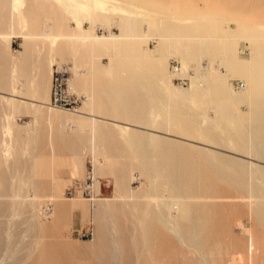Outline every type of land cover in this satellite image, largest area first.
Segmentation results:
<instances>
[{
    "label": "rangeland",
    "instance_id": "374dc122",
    "mask_svg": "<svg viewBox=\"0 0 264 264\" xmlns=\"http://www.w3.org/2000/svg\"><path fill=\"white\" fill-rule=\"evenodd\" d=\"M9 1L0 0V31L7 30L3 3ZM33 1L23 0L32 7L18 11L20 32L36 25L52 36L61 19L78 42L95 39L99 43L101 37L121 36L130 20L136 22L137 35L146 34L144 44L136 50L124 41L112 59L98 58L106 76L96 78L94 94V116L106 149V174L99 180L107 181L108 187L100 184L91 197L112 199L115 182L125 177L135 198L114 203V218L111 214L105 217L100 245L93 248L94 226L76 215L68 230L56 233L50 221L38 218L35 206L11 209L4 204L0 206V264H264V0H127L138 7L130 11L132 15L125 0H45L46 7L39 10ZM175 21L208 30L223 42L234 41L230 62L248 63L255 57L251 81L244 74L230 75L228 92L218 95L214 79L228 74L230 68L225 70L214 54L201 52L199 61L197 55L171 51L164 61H157L166 55V46L156 35L164 23ZM52 41L53 50L47 44L28 56L30 63H42V54H48L41 68L29 70V74H37L35 81L42 88L45 65L49 72L53 65L69 67L70 74L73 69L71 62L61 64L54 59V49L63 41ZM17 45L18 41L14 48ZM171 59L180 65L181 75L191 76L187 87L171 84ZM8 69L6 83L0 80V91L6 92L0 94V137L3 127H11L13 154L23 137L18 128L29 129L34 141L28 152L17 153L15 162L1 166L0 175L6 181L0 189L9 194L10 178L30 179L32 188L44 196L48 189L47 127L44 120L34 119L22 107L9 121L7 95L15 94L8 91L10 80H14V89L25 90L27 79L21 74L28 70L19 65L12 68L11 61ZM77 75L88 73L79 68ZM68 76L67 70L66 79ZM247 90L249 99L236 100L234 106L224 109L226 99ZM73 91L80 100L75 108L67 109H78L82 96L91 97V86L88 91ZM48 103L42 105L44 111ZM256 146L261 148L259 155ZM83 159L86 173L91 162L87 155ZM131 175L135 177L129 180ZM78 184L69 181L64 197L84 198ZM79 231L87 234L80 237Z\"/></svg>",
    "mask_w": 264,
    "mask_h": 264
},
{
    "label": "bare ground",
    "instance_id": "6f19581e",
    "mask_svg": "<svg viewBox=\"0 0 264 264\" xmlns=\"http://www.w3.org/2000/svg\"><path fill=\"white\" fill-rule=\"evenodd\" d=\"M124 2L127 5L126 6L127 9L129 10L128 14L132 15L133 13H130V11L133 12L135 9L138 8L136 2L127 1V0H125ZM32 4L38 10L46 7L45 0H34ZM6 6L8 11V19L12 23L17 24V26H20L18 25V16H19L18 11L29 10V8L32 7L31 4L30 5L25 4L23 0H16V1L12 0L11 2L9 1L7 2ZM119 13L124 14L123 12H119ZM127 16L129 17V15ZM145 16H147V14ZM56 22L60 25L61 28V30L59 31V39L50 38L46 30L37 31V32L28 30L27 33L28 35L30 36L32 35L35 37L36 43L41 42V47H44L43 44L46 43L50 44V46L53 47L54 41L52 40L63 41L60 42L64 46L60 51V55H59L61 57L60 59L63 60L62 58L64 57V53H65L68 56L72 57L74 61L73 69L71 71L73 73V77L70 81V85H69V80L71 74L69 71V67L67 68L65 67L68 70V75H69L66 79V89L71 92H74L73 89L80 92L86 90L88 91L89 86H91V97L88 98L86 96H82L81 103L78 109L56 108L50 105L49 103L48 106L50 108L47 106L46 111L43 110L42 105H38V106L29 105L27 108L25 107L24 110L30 115H32L34 119L38 118L44 120L45 125L47 127L46 128L47 129L46 136L48 141L47 150L49 152L47 194L42 196L40 192H38V190L33 189L32 186L30 185V179L10 178L11 190L9 194L3 191V189H0V206L4 204H8L11 209H14L16 207L26 208L27 206H32V207L35 206L36 215L38 216V218L44 221H50V225L56 233H60L63 229L68 230L71 227L70 217L75 211L79 209L83 214V221L93 222L97 232L100 233L102 230L101 224L104 221L105 217L112 213V209L116 210L115 208H113L114 203L121 202V200L124 202H131L134 200L135 196L131 191L127 189L126 178L122 177L115 182V192L112 199L102 200L98 198L95 199L92 198L91 201L83 197H81L82 199L81 198H72L71 200L70 199L67 200V198L65 199V197L63 196V192L59 191L61 186V180L59 175L60 171L65 168L68 169L70 173V177L77 180H79L83 176V174L85 176V173L81 169L80 163L77 159L74 162L72 159L68 157L59 156V154L57 153L59 152V148L58 145L55 144L54 140L56 137L58 138V140H66L65 145L71 149V153L74 155L78 156L80 154H83V155L92 156L93 158L95 156L99 157V160L96 162L94 168L92 161H90L91 162L90 171L92 174L91 189L93 192L95 188L98 191V184L100 182L99 179L106 174V171H104V168L102 166V163L104 162L106 163V156H105L106 151L104 150L105 145L103 143L102 135L100 133L101 128L94 125L96 120L94 116V110L97 104L96 96L94 95L96 90L95 86L97 83L96 78H99V76L101 77L106 76L105 71L98 63V58L105 55L108 56L110 59H112V57H114V55L118 52L120 46L123 44L124 41L127 42V46L131 47L133 50H136L138 45L144 44L143 41L147 39V36L146 34L142 36L137 35L135 33L136 22L135 21L132 22L129 20L125 22L124 33L121 36H113L111 38L101 37L98 39V41H100L99 43H94L93 40L95 39H90L91 42H86V41L78 42L79 39L78 40L75 39L76 37L75 32L66 30L64 22L61 19L57 20ZM186 24L187 23H181V21L180 23L179 22L177 23L175 21V24L174 23L171 24L168 22L164 23L163 29L159 34L156 35V37L164 46H166V55L164 56L161 55L160 59H158L157 61H164V59L168 57L171 51H177L180 54L190 53L193 55H197V59L199 61H202V56L199 55L201 52H205L207 54H211V53L214 54L216 58L215 60H218L220 65L224 67L225 70H228L230 68V72L228 74H222L214 79L216 83H218V86L216 87V91L218 95H222L226 91L228 92V88L226 87V80L229 79L230 75L236 76L239 74L240 75L244 74L247 81L248 82L251 81L252 67L254 63L253 61L255 60V57H251V61L248 63H241L237 59L230 62L229 57L235 54L234 41L226 40L227 42H223V39L220 38L221 36L217 37L213 33H208L209 32L208 30L202 32L198 28H194ZM219 32L224 33L222 29H220ZM144 37H146V39ZM80 65L87 69L88 77L85 78V77L77 76L76 71L78 67H80ZM168 73L170 75L171 84H173L171 80L172 74L169 72V70ZM178 74L181 75L180 65L178 67ZM209 74L210 73L207 72V75L205 77L206 80L209 79ZM121 75L124 76L125 74L121 72ZM185 77L187 78L189 84V80L191 79V76L188 77L185 76ZM35 79L36 77H32L29 80L34 89L32 94L26 96L33 99L42 100L44 99V88H42V86H40L39 83L35 81ZM13 82L14 80L12 78V83ZM244 87L245 85L243 86V89ZM15 93L16 95L11 96L7 101L10 106V114L8 115L9 120L13 119V113L15 112V110H18L20 106L19 104L15 103V98L23 95L19 91H15ZM249 98H250L249 90H247L246 92H244L243 94L237 97H230L226 99L224 103V109H228L229 107L234 106L236 100H246ZM87 101L89 102L84 103ZM82 105L84 107L80 111ZM51 108L73 114L52 112ZM22 131H23V137H21V139L18 141L20 142L19 149L17 152H15V154H13L9 147V141H11V136H10L11 128L9 127L3 128L2 135L0 137V174H1V166L3 164L7 165L9 162H13V161L15 162V156L17 155V153H26L29 151L32 142L34 141L33 135L31 134L30 130L27 128H23ZM260 150H261L260 147L259 148H257V146L254 147V151L258 155L260 154ZM134 177L135 176L131 175L129 176L128 179L130 180L133 179ZM5 181L6 180L3 179L0 175V185L2 183H5ZM80 181H75V184H78ZM44 202H46L47 205H45ZM93 204L95 207H94V216L92 218V216H90V210ZM48 206H51L52 208H49ZM115 224L117 223L115 222ZM47 231L49 232V230ZM99 241H100V236L94 241L90 242V248L91 247L93 248V246L95 247L99 246L100 245ZM119 243L121 242L119 241ZM119 243L117 244V246L120 247ZM250 247H251V243H250Z\"/></svg>",
    "mask_w": 264,
    "mask_h": 264
},
{
    "label": "crops",
    "instance_id": "0c3cea01",
    "mask_svg": "<svg viewBox=\"0 0 264 264\" xmlns=\"http://www.w3.org/2000/svg\"><path fill=\"white\" fill-rule=\"evenodd\" d=\"M6 5H7V2H4L3 3V9L7 13V15H6V17L4 16L3 24L6 26L7 30L6 31H0V40H4V41H0V80H4L5 83H6V81L8 79V76H9L8 75V71H9L8 66L10 64V61H11L12 68H14L16 65H19V67H21V69H24V70L27 69L28 70L25 73L21 74L22 77L24 76L27 79V84L28 85H27L26 89L23 90L21 87H19L18 89H14V86H13L14 82L12 83V78H11L10 84H9V90H8L9 93H12V91L14 90V92L15 91H19V92H21L23 94L22 96H18V97L15 98V103L20 105L19 109H21V107L23 109H25V107L27 108L29 105H33V103H31V102H35V101H31L30 97L26 96V95L32 94L33 93V89H34L32 84H31V82L29 80L32 77H37L36 73H33L32 75L29 74V70L31 69L32 71H35L38 68H41L42 67L41 64H43V61H47L48 60V54L47 53L42 54V58L44 59L42 61V63L39 60H37L38 62L34 61L35 63H30V61L28 59V56L33 54L32 51H34L36 53V52L40 51L41 48H43V47H41V42H37L36 43L34 36L28 35L27 32L24 33V32H20L19 31V29H18L19 26H17V24H15V23H12L8 19V11H7V6ZM54 28H55V32L52 33V36H49L50 38L59 37V31L61 30V28H60V25L57 22L55 23V27ZM65 29H66V27H65ZM28 30L36 31V32L37 31H41V29L38 26H36V25L32 26ZM66 30H68V29H66ZM20 39L23 40V46L20 45ZM9 40H10V42H9ZM17 41H18V45L16 46V48H14V44ZM8 43H9V45H7ZM47 44L48 43L43 44V45L45 46ZM63 47H64L63 44L60 43L59 47L58 48L56 47V49H54V56H53V57H55L54 59L59 61L61 64L69 61V62H71L74 65V61H73L72 57L68 56L65 53H64V57L62 58L63 60L60 59L61 57L59 55H60V51L62 50ZM48 48L50 50H53V47H51L50 44H48ZM18 51H20L19 55L13 56V54L18 52ZM79 68H82V69L87 71V69L82 67L81 65H80V67H78V69ZM87 73H88V71H87ZM71 74H72V76H71V79H72L73 73L71 72ZM76 74H77V71H76ZM49 76H50L49 68H48V66L45 65L44 66V99H42V100L35 99L36 100V102H35L36 104L33 105V106L46 105L47 101L49 100ZM81 77H85L86 78V77H88V75H84V76H81ZM99 77L102 78L101 76H99ZM71 79L69 80V85H70ZM2 87H5V86H2ZM1 93H6V92L5 91H0V94ZM15 95H16V93L7 95L8 96L7 97V101L9 100V98L11 96H15ZM31 99H33V98H31ZM24 101H25V103H22ZM23 104H25V105H23ZM83 107H82V109H83ZM9 108H10V106H9ZM9 121L11 122L12 120H9ZM96 122L97 121L95 120V124L94 125H96L97 127L101 128V126L98 123H96ZM5 127H9V126H5ZM5 127H3V128H5ZM9 128H11V127H9ZM15 128H18V127H15ZM18 129L20 131H22L23 128H21V129L18 128ZM100 133H101V131H100ZM54 141H55V144L58 145L59 152H57V153L59 154V156L68 157V158L72 159L74 162L77 159L79 161V163H80L81 169L82 170L84 169V159H83V157L86 156V155L80 154V155L77 156V155L72 154L71 153V149L68 146L65 145L66 140H58V138L56 137ZM47 142L48 141H47V138H46V144H47ZM104 150L106 151L105 147H104ZM62 152L68 153L69 156H66V155L64 156ZM87 156H89V155H87ZM89 158H90V161H92L93 168H94L96 162L99 160V157L95 156L93 158L92 156H89ZM104 165H106L105 162L102 163L103 167H104ZM59 175H60V180H61V186H60V189H59L60 192L62 191L64 193V190H65L64 187L67 185V183L69 181H74V182L77 181V179H74V178L70 177L69 170L66 169V168L61 170ZM63 176H66L65 178H67V179H65ZM83 176H84V174H83ZM82 177L79 180H81ZM94 192L95 193L98 192L96 190V188H95ZM63 196H64V194H63ZM65 199H66V197H65ZM69 199L71 200L72 198H67V200H69ZM94 204L92 205V209H93L92 215H91V210H90V216H92V218L94 216V207H95ZM74 215H76L77 218L79 220H81L82 222H89V221H83V214H82L81 210L78 209L77 211H75L71 215V217H70V225H72ZM90 223H92V225L94 226V230H95V232L97 234L96 237L92 238V240L90 241V242H92V241H94L95 239H97L99 237L100 233L97 232L94 223L93 222H90Z\"/></svg>",
    "mask_w": 264,
    "mask_h": 264
},
{
    "label": "built area",
    "instance_id": "2783aa9c",
    "mask_svg": "<svg viewBox=\"0 0 264 264\" xmlns=\"http://www.w3.org/2000/svg\"><path fill=\"white\" fill-rule=\"evenodd\" d=\"M178 63L176 60H169L168 70L172 74L171 80L175 82L178 86H186L188 80L185 76L178 74ZM66 74L67 70L64 65H53L52 71L50 72V94H49V104L56 108H75L80 100V97L68 91L66 89ZM108 187L107 181L99 182L98 186ZM91 185H92V174L88 170L80 184L77 186L81 188V193L87 200L92 199L91 197ZM76 187V186H75ZM79 236L84 237L87 232L79 231Z\"/></svg>",
    "mask_w": 264,
    "mask_h": 264
}]
</instances>
